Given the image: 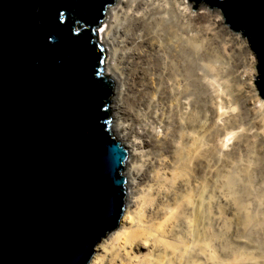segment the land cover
<instances>
[{
	"label": "water",
	"instance_id": "water-1",
	"mask_svg": "<svg viewBox=\"0 0 264 264\" xmlns=\"http://www.w3.org/2000/svg\"><path fill=\"white\" fill-rule=\"evenodd\" d=\"M115 2L0 0V264H88L120 225L129 149L97 41ZM190 3L248 43L264 98V0Z\"/></svg>",
	"mask_w": 264,
	"mask_h": 264
},
{
	"label": "bare ground",
	"instance_id": "bare-ground-1",
	"mask_svg": "<svg viewBox=\"0 0 264 264\" xmlns=\"http://www.w3.org/2000/svg\"><path fill=\"white\" fill-rule=\"evenodd\" d=\"M120 3L122 7L118 9L113 4L107 7L97 41L106 46L107 56H111L106 73L115 82L124 78L126 86L119 90L111 108L114 134L129 149L124 172L129 186L119 227L95 246L88 264H136L131 251L147 245L163 255L165 264L187 257L190 234L183 233L182 238L171 234L177 235L181 230L179 223L191 227V221L185 219L191 210L196 212L195 240L201 242V254L207 252L200 229L205 204L203 188L191 200L188 178L202 172L206 155L204 52L196 47L189 33L190 2L121 0ZM139 82L141 87L137 85ZM157 85L158 95L149 92V87L157 90ZM213 111L218 115V110ZM158 127L164 129V134L157 131ZM147 146L149 150L145 151ZM147 178L150 184L144 189ZM173 184L186 190L182 198L174 207L158 203L157 199L169 195L165 186L173 188ZM147 191L149 195L145 194ZM147 199L152 204L156 200L155 207H149ZM150 212L163 215L153 216ZM246 222L252 224L253 216L248 215ZM209 255L212 264H220Z\"/></svg>",
	"mask_w": 264,
	"mask_h": 264
},
{
	"label": "rangeland",
	"instance_id": "rangeland-1",
	"mask_svg": "<svg viewBox=\"0 0 264 264\" xmlns=\"http://www.w3.org/2000/svg\"><path fill=\"white\" fill-rule=\"evenodd\" d=\"M120 1L116 0L112 6L115 9L121 8ZM183 9L184 5H181V10ZM187 13L192 16L189 19V33L193 35L196 47L202 48L205 59L203 72L206 82V155L202 172L195 176L189 175L188 178L191 200L203 188L201 193L204 195L205 204L200 229L207 252L201 254V242L195 240L196 212L191 210L185 217L191 221V227L186 228L179 223L181 230L177 227V235L171 234L181 236L180 238L184 234H190L191 243L187 257L168 260L165 264H190L192 261L212 264L209 254L214 256V260L220 261V264H263L264 98L260 96L255 83L256 58L240 33L226 24L220 10L201 4L196 10L190 5ZM100 29L102 28L98 31ZM107 54L106 51V72L109 60L111 61V56ZM194 64H197V60ZM123 80L124 78L118 80L119 82L114 81V91L110 99L112 124L111 106L119 96V90L126 87ZM137 85L140 86L141 83ZM157 86V90L153 86L149 87V92H156L158 95L159 85ZM192 97L195 98L194 95ZM213 110H218V115ZM166 114L171 115L169 111ZM163 130L162 127L157 129L161 134H164ZM114 136L118 138L116 134ZM146 148L145 151L149 150L148 146ZM196 177L197 182L194 180ZM149 184L150 179L147 178L142 187L148 188ZM164 190L169 195L165 199H157V202L168 203L172 207L186 192L178 184H173V188L166 185ZM145 194L150 193L147 191ZM155 201L152 204L147 199L148 206L155 207ZM149 214L159 217L163 215L152 212ZM248 215L253 216L254 224L246 222ZM157 251L147 245L132 250L131 255L136 264H152L153 261L164 264L163 255Z\"/></svg>",
	"mask_w": 264,
	"mask_h": 264
},
{
	"label": "snow or ice",
	"instance_id": "snow-or-ice-1",
	"mask_svg": "<svg viewBox=\"0 0 264 264\" xmlns=\"http://www.w3.org/2000/svg\"><path fill=\"white\" fill-rule=\"evenodd\" d=\"M60 15H63V13H60Z\"/></svg>",
	"mask_w": 264,
	"mask_h": 264
}]
</instances>
